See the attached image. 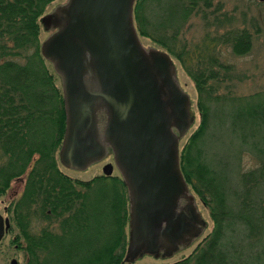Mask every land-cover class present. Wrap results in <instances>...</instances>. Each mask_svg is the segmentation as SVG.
Returning <instances> with one entry per match:
<instances>
[{
  "label": "trees",
  "instance_id": "trees-1",
  "mask_svg": "<svg viewBox=\"0 0 264 264\" xmlns=\"http://www.w3.org/2000/svg\"><path fill=\"white\" fill-rule=\"evenodd\" d=\"M53 0H0V190L24 177L26 264H130L122 181L67 178L55 158L65 128L58 75L40 52V17ZM216 0H133L138 36L174 58L196 92L199 122L178 152L182 177L212 221L186 257L167 264H264V89L234 93V66L252 33ZM198 19L201 34L186 32ZM251 156L254 164H241ZM30 220H28L29 222Z\"/></svg>",
  "mask_w": 264,
  "mask_h": 264
},
{
  "label": "water",
  "instance_id": "water-1",
  "mask_svg": "<svg viewBox=\"0 0 264 264\" xmlns=\"http://www.w3.org/2000/svg\"><path fill=\"white\" fill-rule=\"evenodd\" d=\"M132 3L67 0L40 17L44 28H56L40 43V52L59 76L63 95L59 159L85 169L104 156V144L111 147L128 189L129 261L143 253L158 256L163 243L178 244L202 224L178 168V139L193 120L190 100L174 79L171 57L141 47ZM111 169L107 163L101 172L110 175ZM181 194L187 203L175 214Z\"/></svg>",
  "mask_w": 264,
  "mask_h": 264
},
{
  "label": "rangeland",
  "instance_id": "rangeland-1",
  "mask_svg": "<svg viewBox=\"0 0 264 264\" xmlns=\"http://www.w3.org/2000/svg\"><path fill=\"white\" fill-rule=\"evenodd\" d=\"M67 0H53L45 9L44 13L53 12L56 7L62 5ZM220 3V9L222 12L229 17L230 20L234 22L237 26H244L249 29L252 33V46L250 51L242 56H234L230 54L228 50H223L222 56L234 66L236 76L240 78L241 81H235V87L233 88L234 93L239 95H246L261 89H264V3L258 2L257 0H216ZM200 21L194 19L191 24V28L188 29L186 34L191 36V39H197L201 34ZM55 26L50 25V27L44 28L40 23L39 29V40L42 42L49 34L55 31ZM140 45L142 48L146 47L159 48L157 45L153 44L150 40L145 37L138 36ZM169 55V54H168ZM170 56V55H169ZM171 57V56H170ZM172 64L175 67L176 79L180 87L185 91L189 97V111L193 120L189 125V128L185 134L180 137L178 141L179 150L181 149L185 139L188 135L196 128L199 122V113L196 109V92L192 81L185 73L182 71L178 62L172 58ZM59 83V77L57 79V84ZM101 121L103 123L104 118L101 116ZM111 162L108 158L93 163L85 168L83 171H71L66 170L61 167L62 171L66 173L70 178L77 180H87L93 176L102 174L101 167L105 162ZM241 164L244 166L246 164H254V160L251 156L243 157ZM112 175H117V171L112 167ZM191 194H193L191 192ZM194 196L195 205L199 216L202 220L200 225V230L194 236H187L184 241L179 242L175 249L172 251L163 253L158 252V256L149 254H139L133 257L130 264H167L179 260L183 257L188 256L196 246L201 242L205 235L210 231L212 227V221L209 217L208 210L204 205L201 204L197 196ZM125 232L128 235V224L125 225ZM22 252L23 249V237H22Z\"/></svg>",
  "mask_w": 264,
  "mask_h": 264
},
{
  "label": "flooded vegetation",
  "instance_id": "flooded-vegetation-1",
  "mask_svg": "<svg viewBox=\"0 0 264 264\" xmlns=\"http://www.w3.org/2000/svg\"><path fill=\"white\" fill-rule=\"evenodd\" d=\"M149 48L150 47H146V50H148ZM173 71H174V79H175L178 87L183 91V89L180 87L179 83L177 82L176 71H175L174 66H173ZM183 92H185V91H183ZM102 117L104 118V120L102 123V121H101L102 119L100 117V119H99L100 124L105 123L106 114ZM170 130L175 135H177V131H176V128L174 126H170ZM179 139H178V141H179ZM61 141H62V139H61ZM104 148H105L104 156L102 158H100L99 160L92 162L91 164L96 163V162H100L106 158L111 160V162L107 161L104 164L109 163L112 167L114 166V168L116 169L118 174L117 175L100 174V175L118 177L124 185L125 193L127 196L128 195V189H127V186L125 185V183L123 181L121 173L119 172L118 168L116 167V165L114 163L113 151L108 144H104ZM178 152H179V147H178V143H177V153ZM55 164H56L57 171L59 173H61L62 175L66 176L67 178H70V177L62 171L61 167L66 169V170H71V171H83V170H85V169H76V168H72V167H68V166L63 165L59 159L58 153H57V157L55 158ZM91 164H89V165H91ZM178 168H179V165H178ZM179 171H180V168H179ZM111 173H112V169H111ZM180 173H181V171H180ZM24 180L25 179L23 176L14 177L10 180V182L8 183V186L5 189L0 190V264H26V262H27L26 255H25V253L22 252L21 229H23L24 227L31 229L32 227H34L36 225V222L34 221V218L33 219L31 218L30 214H29V216H27V214H28L26 212L27 210L24 211L23 208L20 206V197L23 194V185L25 182ZM127 200H128V196H127ZM186 203H187V201H186L185 196L183 194L178 196L175 199L174 204H173V212L175 214L179 213L182 206L186 205ZM28 220H30V221L28 222ZM127 224H128V222H127ZM161 225L163 226V224H161ZM196 227L198 230H200V225H196ZM176 245H177L176 242H172L170 244L163 243L161 246L158 247L157 251L158 252L162 251L163 253H165V252L170 253L172 251L171 249H175ZM158 252H157V254H158Z\"/></svg>",
  "mask_w": 264,
  "mask_h": 264
}]
</instances>
